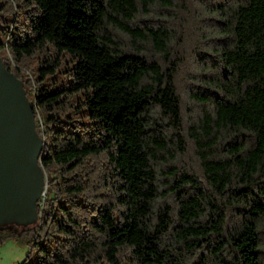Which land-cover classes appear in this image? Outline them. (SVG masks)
<instances>
[{
	"label": "trees",
	"instance_id": "16d2710c",
	"mask_svg": "<svg viewBox=\"0 0 264 264\" xmlns=\"http://www.w3.org/2000/svg\"><path fill=\"white\" fill-rule=\"evenodd\" d=\"M0 58L43 139L17 264H264V0H0Z\"/></svg>",
	"mask_w": 264,
	"mask_h": 264
},
{
	"label": "water",
	"instance_id": "95a60500",
	"mask_svg": "<svg viewBox=\"0 0 264 264\" xmlns=\"http://www.w3.org/2000/svg\"><path fill=\"white\" fill-rule=\"evenodd\" d=\"M42 146L22 84L0 58V222L36 218L35 202L46 184Z\"/></svg>",
	"mask_w": 264,
	"mask_h": 264
},
{
	"label": "rangeland",
	"instance_id": "374dc122",
	"mask_svg": "<svg viewBox=\"0 0 264 264\" xmlns=\"http://www.w3.org/2000/svg\"><path fill=\"white\" fill-rule=\"evenodd\" d=\"M36 220L37 217L31 221L21 223L15 221L0 222V231H3V229L15 230V233H11L0 242V264H17L27 255L30 250V232Z\"/></svg>",
	"mask_w": 264,
	"mask_h": 264
}]
</instances>
